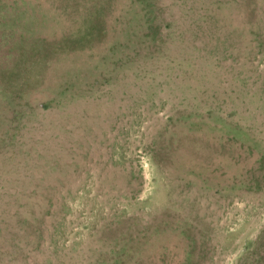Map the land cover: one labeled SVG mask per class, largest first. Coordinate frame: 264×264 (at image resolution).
<instances>
[{"label":"rangeland","instance_id":"1","mask_svg":"<svg viewBox=\"0 0 264 264\" xmlns=\"http://www.w3.org/2000/svg\"><path fill=\"white\" fill-rule=\"evenodd\" d=\"M0 264H264V0H0Z\"/></svg>","mask_w":264,"mask_h":264},{"label":"trees","instance_id":"2","mask_svg":"<svg viewBox=\"0 0 264 264\" xmlns=\"http://www.w3.org/2000/svg\"><path fill=\"white\" fill-rule=\"evenodd\" d=\"M94 14H98V12L97 13H94ZM96 20H100L101 21L103 19L100 18V17H96V19L94 21H96ZM88 22H90V20H88ZM95 36L92 35L91 37H87V38L91 39V38H94ZM64 39H65V37L62 39L61 44L63 43V40ZM84 40L85 39H83L82 37H79V36H76L75 35L73 37L70 36V39L67 40V42H68V45H71V44H75V43L76 44H79L80 42H84ZM24 41L29 45V49L34 53V55L35 54L42 55V57L47 58V59H49L48 57H51L52 54L57 53L58 50L60 49V47L59 48H56V47L55 48H52L51 45L53 44V42L52 41H49V40H46L44 38H41L40 40H37L34 36H32L28 40L24 39ZM25 42L19 41V44L20 45H24ZM37 44H40L41 46H38ZM61 44H60V46H61ZM35 47H37V48L38 47H41V48H38L37 51L35 52L34 51ZM21 52L22 53H25V50H22Z\"/></svg>","mask_w":264,"mask_h":264}]
</instances>
